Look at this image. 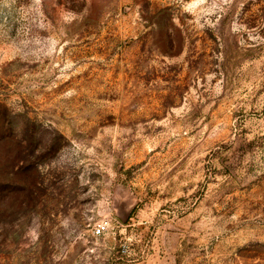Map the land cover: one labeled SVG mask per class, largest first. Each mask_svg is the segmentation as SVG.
<instances>
[{"label": "rangeland", "instance_id": "rangeland-1", "mask_svg": "<svg viewBox=\"0 0 264 264\" xmlns=\"http://www.w3.org/2000/svg\"><path fill=\"white\" fill-rule=\"evenodd\" d=\"M0 264H264V0H0Z\"/></svg>", "mask_w": 264, "mask_h": 264}, {"label": "built area", "instance_id": "built-area-1", "mask_svg": "<svg viewBox=\"0 0 264 264\" xmlns=\"http://www.w3.org/2000/svg\"><path fill=\"white\" fill-rule=\"evenodd\" d=\"M107 226H108V222H101L97 224L95 227V233L97 235L103 233L107 229Z\"/></svg>", "mask_w": 264, "mask_h": 264}]
</instances>
